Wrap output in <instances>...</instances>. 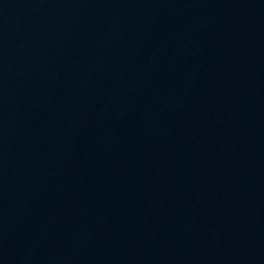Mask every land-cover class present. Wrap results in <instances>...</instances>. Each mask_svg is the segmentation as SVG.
<instances>
[{
  "label": "water",
  "instance_id": "obj_1",
  "mask_svg": "<svg viewBox=\"0 0 264 264\" xmlns=\"http://www.w3.org/2000/svg\"><path fill=\"white\" fill-rule=\"evenodd\" d=\"M0 264H264V0H0Z\"/></svg>",
  "mask_w": 264,
  "mask_h": 264
}]
</instances>
